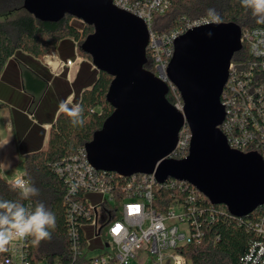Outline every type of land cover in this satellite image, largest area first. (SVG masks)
<instances>
[{"label": "water", "instance_id": "obj_1", "mask_svg": "<svg viewBox=\"0 0 264 264\" xmlns=\"http://www.w3.org/2000/svg\"><path fill=\"white\" fill-rule=\"evenodd\" d=\"M23 6L44 21L70 14L94 26L82 48L98 70L113 76L107 100L114 107L86 144L96 169L124 176L155 173L161 183L169 177L187 181L237 217L264 205L263 157L232 148L220 128L229 66L242 48L239 25L204 24L175 40L167 74L181 93L179 110L167 97L169 84L144 66L149 29L143 19L113 0H24ZM185 124L192 134L189 152L174 158Z\"/></svg>", "mask_w": 264, "mask_h": 264}, {"label": "built area", "instance_id": "obj_2", "mask_svg": "<svg viewBox=\"0 0 264 264\" xmlns=\"http://www.w3.org/2000/svg\"><path fill=\"white\" fill-rule=\"evenodd\" d=\"M113 3L146 22L153 72L169 84L173 104L183 110L181 93L167 74L174 43L187 30L210 24L211 17L184 18L172 30L159 33L151 28L154 15L166 12L171 0H113ZM243 41L250 58L244 63L233 60L230 63L221 96L226 115L220 128L232 148L243 152L257 151L264 159V27L242 31ZM44 60L47 64L53 60L58 66L65 64L51 54H46ZM71 63L72 60L66 61V64ZM191 136L189 126L185 124L179 132L172 157L180 155L183 158L188 154ZM53 167L66 185L72 264H79L82 258L89 260V264H130L136 258L142 260V264L146 261L189 264L181 248L201 244L207 227L225 212L220 204L212 203L184 180L169 177L161 183L155 173L124 176L115 171L98 170L90 163L86 148H80ZM16 179L23 180L28 186L25 176L10 183ZM160 190L169 195H158ZM93 193L103 195L99 203L92 200L90 195ZM253 227L258 239L249 245L243 264H264V213L258 215ZM89 232L93 237H99L103 232L106 236L104 249L95 256L87 255ZM28 238H14L7 245V254L1 264H50L32 260Z\"/></svg>", "mask_w": 264, "mask_h": 264}, {"label": "trees", "instance_id": "obj_3", "mask_svg": "<svg viewBox=\"0 0 264 264\" xmlns=\"http://www.w3.org/2000/svg\"><path fill=\"white\" fill-rule=\"evenodd\" d=\"M23 3L24 0H0V14L16 12L13 17L0 21V76L8 61L18 52L25 51L41 58L51 51L60 49L62 44L69 42L70 39L77 43L78 50L92 60L91 55L82 48V44L87 36L94 32L93 25L70 14L57 21H44L26 10ZM209 9H215L220 14L222 22H234L242 31L264 27L256 23L251 10L245 9L240 0H171L166 12L154 15L151 28L156 32L165 33L178 26L184 18L208 16ZM249 58L247 45L243 41L242 48L234 53L232 60L244 63ZM144 66L151 71L154 70L149 49ZM112 79L113 76L108 72L94 68L84 82L76 84L75 86L80 88L77 105L84 108V126L73 127L70 118L60 111L52 124L47 147L25 157V178L28 186H35L39 190L38 196L22 199L20 190L13 189V184L3 176L0 168V199L19 203L31 210H34L38 203H43L55 214L56 228L50 230L52 232L50 240L34 246L31 243L32 238H28L30 256L34 261H48L50 264H72L74 261L68 238L66 185L53 165L70 157L80 148H86L94 133L102 128L105 119L114 111V107L107 100ZM167 97L173 103L170 93ZM75 106L68 105L70 108ZM158 195L169 194L160 190ZM220 205L225 212L207 227L204 241L199 245H186L181 248L190 261L189 264H243V256L249 245L258 239L253 224L258 215L264 213V207H258L247 216L237 217L229 212L226 205ZM156 206L161 207L157 204ZM6 254V251L0 253V264ZM79 264H89V260L82 258Z\"/></svg>", "mask_w": 264, "mask_h": 264}, {"label": "crops", "instance_id": "obj_4", "mask_svg": "<svg viewBox=\"0 0 264 264\" xmlns=\"http://www.w3.org/2000/svg\"><path fill=\"white\" fill-rule=\"evenodd\" d=\"M51 55L65 64L58 66L55 60L47 64L44 56L20 51L0 76V145L8 142L0 146V168L8 181L25 176V157L47 147L61 102L77 105L80 88L75 85L96 68L78 54L73 39ZM68 60L72 63L66 64Z\"/></svg>", "mask_w": 264, "mask_h": 264}, {"label": "clouds", "instance_id": "obj_5", "mask_svg": "<svg viewBox=\"0 0 264 264\" xmlns=\"http://www.w3.org/2000/svg\"><path fill=\"white\" fill-rule=\"evenodd\" d=\"M240 2L245 9L251 10L257 24L264 25V0H240ZM207 15L211 17L209 23L219 24L222 22L220 14L215 9H209ZM60 111L70 118L73 127L84 126V108L82 106L76 105L70 108L67 102H61ZM12 187L20 190L22 199L39 195V190L35 186H26L21 179H16ZM73 191H75L74 188ZM55 228V214L43 203H38L34 210H29L19 203L0 199V253L7 251V245L14 238L31 237V243L38 246L42 241L51 239L52 232L50 230H55Z\"/></svg>", "mask_w": 264, "mask_h": 264}, {"label": "rangeland", "instance_id": "obj_6", "mask_svg": "<svg viewBox=\"0 0 264 264\" xmlns=\"http://www.w3.org/2000/svg\"><path fill=\"white\" fill-rule=\"evenodd\" d=\"M14 15H16V12H10L9 14H0V21H3V20L10 18V17H13ZM52 52L53 51H51L47 54H52ZM77 52L82 58H88L87 55L84 54L81 50L77 49ZM41 58H43V56ZM9 181H11V180H9ZM90 196L95 203H99L103 198V195L99 194V193H93ZM116 204L120 205L119 202H117ZM104 231H105V229H104ZM88 235H89L88 236L89 244H88V247L86 249L87 255L88 256H95V255L99 254L104 249L106 236L104 235V232H103V235H101L99 237H93L92 232H89ZM141 261L142 260H139L138 258L132 259L130 264H142ZM144 264H152V263H151V261H146Z\"/></svg>", "mask_w": 264, "mask_h": 264}]
</instances>
